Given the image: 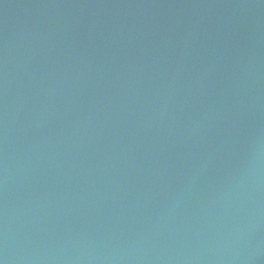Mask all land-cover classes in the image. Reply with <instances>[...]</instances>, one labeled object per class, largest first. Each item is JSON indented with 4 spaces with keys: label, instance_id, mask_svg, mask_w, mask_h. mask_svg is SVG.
<instances>
[{
    "label": "water",
    "instance_id": "water-1",
    "mask_svg": "<svg viewBox=\"0 0 264 264\" xmlns=\"http://www.w3.org/2000/svg\"><path fill=\"white\" fill-rule=\"evenodd\" d=\"M0 264H264V0H0Z\"/></svg>",
    "mask_w": 264,
    "mask_h": 264
}]
</instances>
